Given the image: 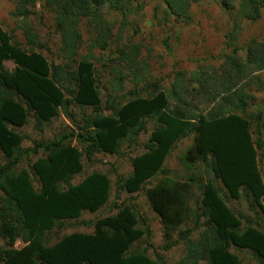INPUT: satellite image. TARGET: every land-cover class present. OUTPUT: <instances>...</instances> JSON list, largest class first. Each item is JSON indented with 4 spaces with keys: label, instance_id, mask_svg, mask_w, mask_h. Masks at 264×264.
<instances>
[{
    "label": "trees",
    "instance_id": "16d2710c",
    "mask_svg": "<svg viewBox=\"0 0 264 264\" xmlns=\"http://www.w3.org/2000/svg\"><path fill=\"white\" fill-rule=\"evenodd\" d=\"M37 1L15 0L14 15L27 19ZM201 1L164 0L163 16L185 23L191 6ZM218 2L232 17L225 36L229 53L217 69L203 67L188 76L176 72L167 90L158 82L147 83L137 51L118 50L117 64L103 63L113 76L110 92L96 69L101 57L93 50L106 51L112 36L113 19L106 16L117 14L125 21L143 0H43L59 35L57 64L41 53L48 48L30 27L23 31L26 45L0 28V264H169L158 255L152 258L147 248L133 249L151 236L147 219L134 205L117 203L120 194L138 193L156 177L145 196L160 218L163 250L184 245L176 264H245L231 248L248 250L264 264V230L243 228L242 217L227 204L249 199L250 210L264 218V102L255 103L251 92L253 86L264 92L258 76L264 71V41L236 46L240 23L260 19L264 0ZM82 23L91 35L85 54L80 53ZM7 61L13 69L4 66ZM126 82L133 85L127 94ZM73 107L91 112L76 120ZM61 115L75 129L22 147L25 137L17 130L29 119L41 132ZM147 122L153 128L143 152L131 158V172L115 183V213L83 222L91 233L73 232L51 244L52 231L62 232L67 221L96 213L109 201L106 173L92 172L72 183L83 160L119 155L124 144L133 151ZM189 137L190 145L178 156L188 175L174 178L165 160ZM31 156L36 158L28 168L21 167ZM188 222L191 227L180 229Z\"/></svg>",
    "mask_w": 264,
    "mask_h": 264
},
{
    "label": "rangeland",
    "instance_id": "374dc122",
    "mask_svg": "<svg viewBox=\"0 0 264 264\" xmlns=\"http://www.w3.org/2000/svg\"><path fill=\"white\" fill-rule=\"evenodd\" d=\"M42 4L43 0H38L36 7L31 8L34 13L29 15L27 19H23L14 15L15 0H0V28L12 34L22 45H26L27 41L23 31L27 26L30 27L38 41L48 48V50H41V53L49 61L57 64L61 62L58 55L59 35L55 32L53 15L45 10ZM164 8V0H143V6L128 16L125 21L117 14L106 16L107 19H113L111 40L106 51L95 49L93 55L97 58L101 57V61L95 62L96 69L101 75V85L107 87L108 91L110 89L109 82L113 76L103 66L106 63L111 64V62V65L117 64L114 59L118 55L116 54L118 50L121 49L126 53L137 51V60L145 64V67L142 64L141 66L143 72H145L144 77L147 79V83L158 82L165 90L169 89L176 72H184L188 76L199 68L217 69L220 67L223 57L229 53L225 47V36L232 27V17L221 8L218 0H203L193 4L189 11L191 18L185 23L176 22L170 17L165 19L163 16ZM81 32L84 42L80 53L85 54L91 36L85 23L81 25ZM237 33V48H241L250 39L264 41V10H262L261 17L257 21L241 22ZM121 64L125 65L126 62L123 61ZM4 66L9 70L14 67L9 61L5 62ZM127 71L129 70L126 69ZM258 76L261 79L264 91V71L258 73ZM143 86L144 83H141L138 89ZM132 88L133 85L126 82L124 93L127 94ZM251 92L255 97V103L264 102V92L257 91L254 86L251 87ZM72 111L76 120L80 118L82 113L91 112L90 109L79 110L77 107H73ZM152 128L153 124L147 122L146 130L139 136L138 146L133 151L127 148V144H124L119 155L95 154L93 156L95 162L93 163H87L83 160V170L73 178L72 183H78L92 172L106 173L111 181L109 201L96 213H83L79 219L67 221L62 232L52 231L49 234L51 244L58 238L73 232L91 233L92 229L85 227L83 222L115 213L112 204L116 196L115 183L117 178L119 176L125 177L131 172L130 160L135 155L143 152V145L147 141ZM73 129H75L73 123L61 115L46 124L41 132L34 127L32 119H29L27 125L17 131L25 137L22 147L28 148L40 139L52 140L55 136L69 133ZM253 138L256 139L255 136ZM190 143L191 137L179 141L165 160L164 167L171 171L170 175L174 178L184 180L188 175V172L179 164L178 156ZM35 158L36 156L29 157L21 164V167L28 168V164L32 163ZM2 162L0 154V163ZM260 171L264 182V160L260 165ZM158 178L152 179L145 186V189L138 193L120 194L117 203L134 205L139 214L147 219L151 236L149 239H143L142 242L137 243L133 249L142 250L147 248V253L152 258L158 255L165 263L176 264L185 252L184 245L182 242H177L168 250H163L166 245L163 227L159 216L151 209L145 196V190L150 184L155 183ZM33 182L37 186V183ZM262 203L264 205V199ZM227 204L242 217L243 228L250 225L264 230V218L257 214V209L250 210L251 203L249 199L242 198L239 201H227ZM244 217L250 218L252 223H246ZM191 226L192 224L188 222L180 229ZM197 236L198 232L192 235V239H196ZM174 239H176V234ZM147 245H150V248ZM17 246L20 247L21 244ZM230 251L236 254L245 264H260L248 250L231 248Z\"/></svg>",
    "mask_w": 264,
    "mask_h": 264
}]
</instances>
